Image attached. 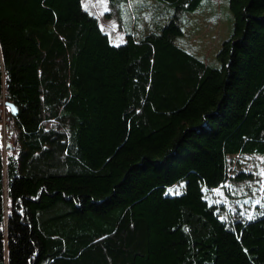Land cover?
<instances>
[{"label": "trees", "instance_id": "1", "mask_svg": "<svg viewBox=\"0 0 264 264\" xmlns=\"http://www.w3.org/2000/svg\"><path fill=\"white\" fill-rule=\"evenodd\" d=\"M229 6L215 67L177 19L114 45L82 0H0V264H264V197H207L264 155V0Z\"/></svg>", "mask_w": 264, "mask_h": 264}, {"label": "rangeland", "instance_id": "2", "mask_svg": "<svg viewBox=\"0 0 264 264\" xmlns=\"http://www.w3.org/2000/svg\"><path fill=\"white\" fill-rule=\"evenodd\" d=\"M83 7L98 18L114 45L126 42L135 30L137 37L157 27L158 31L177 19L184 35L177 43L190 53L219 66L218 52L233 32V13L229 0H203L194 12L179 11L160 0H82ZM4 108V100L0 97ZM7 107V106H6ZM2 147L9 146L8 132L3 125ZM232 170L244 177L232 178L225 187L207 194L212 204L220 206V215L227 219L253 217L264 197V155L244 154L230 157ZM179 185V186H178ZM184 182L167 188L168 194H181ZM181 191V192H180Z\"/></svg>", "mask_w": 264, "mask_h": 264}, {"label": "water", "instance_id": "3", "mask_svg": "<svg viewBox=\"0 0 264 264\" xmlns=\"http://www.w3.org/2000/svg\"><path fill=\"white\" fill-rule=\"evenodd\" d=\"M7 106H10L11 107V109L13 110V112H15V107L12 105V104H7Z\"/></svg>", "mask_w": 264, "mask_h": 264}, {"label": "snow or ice", "instance_id": "4", "mask_svg": "<svg viewBox=\"0 0 264 264\" xmlns=\"http://www.w3.org/2000/svg\"><path fill=\"white\" fill-rule=\"evenodd\" d=\"M252 217H249V219H251Z\"/></svg>", "mask_w": 264, "mask_h": 264}]
</instances>
